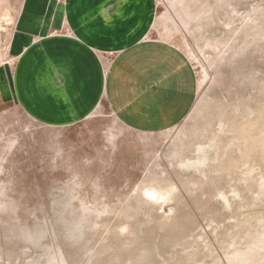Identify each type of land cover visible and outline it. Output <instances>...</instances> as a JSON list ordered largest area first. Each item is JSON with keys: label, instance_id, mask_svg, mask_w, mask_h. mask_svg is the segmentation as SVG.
I'll list each match as a JSON object with an SVG mask.
<instances>
[{"label": "rangeland", "instance_id": "rangeland-1", "mask_svg": "<svg viewBox=\"0 0 264 264\" xmlns=\"http://www.w3.org/2000/svg\"><path fill=\"white\" fill-rule=\"evenodd\" d=\"M21 2L0 0V74ZM156 2L192 110L140 132L104 104L54 127L0 102V264H35L29 232L57 264H264V0Z\"/></svg>", "mask_w": 264, "mask_h": 264}, {"label": "crops", "instance_id": "crops-1", "mask_svg": "<svg viewBox=\"0 0 264 264\" xmlns=\"http://www.w3.org/2000/svg\"><path fill=\"white\" fill-rule=\"evenodd\" d=\"M158 22L156 0H22L0 102L46 126L78 123L103 104L136 131L176 126L196 102L198 76L154 35Z\"/></svg>", "mask_w": 264, "mask_h": 264}, {"label": "clouds", "instance_id": "clouds-1", "mask_svg": "<svg viewBox=\"0 0 264 264\" xmlns=\"http://www.w3.org/2000/svg\"><path fill=\"white\" fill-rule=\"evenodd\" d=\"M24 242L36 250L35 264H57L55 257L52 255V249L44 245L43 237L39 234L29 232L25 236Z\"/></svg>", "mask_w": 264, "mask_h": 264}, {"label": "bare ground", "instance_id": "bare-ground-1", "mask_svg": "<svg viewBox=\"0 0 264 264\" xmlns=\"http://www.w3.org/2000/svg\"><path fill=\"white\" fill-rule=\"evenodd\" d=\"M5 16H6V15H5ZM8 17H9V16H8ZM8 17H7V18H8ZM2 21H4V19H2L1 22H2ZM3 58H4V57H3ZM3 58H2V59H3ZM92 115H93V113H92ZM146 193L152 194V193H154V192H153L152 189H149V190H146ZM159 197H161V196H159Z\"/></svg>", "mask_w": 264, "mask_h": 264}]
</instances>
